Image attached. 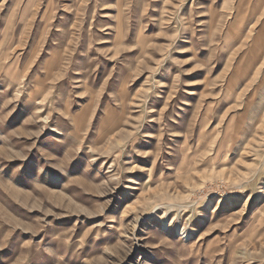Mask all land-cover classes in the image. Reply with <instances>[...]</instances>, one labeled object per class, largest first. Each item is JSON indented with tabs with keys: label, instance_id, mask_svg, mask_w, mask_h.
I'll list each match as a JSON object with an SVG mask.
<instances>
[{
	"label": "rangeland",
	"instance_id": "374dc122",
	"mask_svg": "<svg viewBox=\"0 0 264 264\" xmlns=\"http://www.w3.org/2000/svg\"><path fill=\"white\" fill-rule=\"evenodd\" d=\"M0 264H264V0H0Z\"/></svg>",
	"mask_w": 264,
	"mask_h": 264
}]
</instances>
